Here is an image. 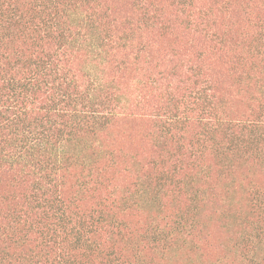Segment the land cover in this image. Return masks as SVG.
I'll list each match as a JSON object with an SVG mask.
<instances>
[{"label": "trees", "instance_id": "obj_1", "mask_svg": "<svg viewBox=\"0 0 264 264\" xmlns=\"http://www.w3.org/2000/svg\"><path fill=\"white\" fill-rule=\"evenodd\" d=\"M0 264H264V0H0Z\"/></svg>", "mask_w": 264, "mask_h": 264}]
</instances>
